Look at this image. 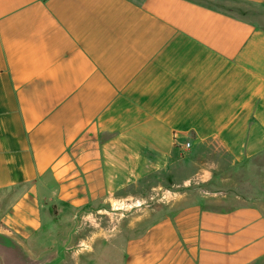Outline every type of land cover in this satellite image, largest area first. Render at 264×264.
Segmentation results:
<instances>
[{"label": "crops", "instance_id": "obj_1", "mask_svg": "<svg viewBox=\"0 0 264 264\" xmlns=\"http://www.w3.org/2000/svg\"><path fill=\"white\" fill-rule=\"evenodd\" d=\"M263 153L264 0H0L4 264H262Z\"/></svg>", "mask_w": 264, "mask_h": 264}, {"label": "rangeland", "instance_id": "obj_2", "mask_svg": "<svg viewBox=\"0 0 264 264\" xmlns=\"http://www.w3.org/2000/svg\"><path fill=\"white\" fill-rule=\"evenodd\" d=\"M226 186L230 187L233 205L250 202L264 212V153L241 164L233 171V179Z\"/></svg>", "mask_w": 264, "mask_h": 264}, {"label": "water", "instance_id": "obj_3", "mask_svg": "<svg viewBox=\"0 0 264 264\" xmlns=\"http://www.w3.org/2000/svg\"><path fill=\"white\" fill-rule=\"evenodd\" d=\"M0 264H4V262H3L2 258H1V256H0Z\"/></svg>", "mask_w": 264, "mask_h": 264}, {"label": "built area", "instance_id": "obj_4", "mask_svg": "<svg viewBox=\"0 0 264 264\" xmlns=\"http://www.w3.org/2000/svg\"><path fill=\"white\" fill-rule=\"evenodd\" d=\"M187 146H190V144H189V143H187Z\"/></svg>", "mask_w": 264, "mask_h": 264}]
</instances>
